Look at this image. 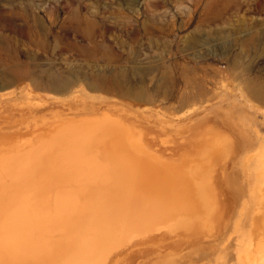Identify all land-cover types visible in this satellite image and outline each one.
<instances>
[{"label": "rangeland", "instance_id": "rangeland-1", "mask_svg": "<svg viewBox=\"0 0 264 264\" xmlns=\"http://www.w3.org/2000/svg\"><path fill=\"white\" fill-rule=\"evenodd\" d=\"M259 86L264 90V0H0V121L8 120V104L17 109L15 122L0 123V132L27 130L21 149L32 158L57 141V155H67L64 140L83 131L84 159L165 179L157 191L131 186L127 195L116 179L106 182L115 208L130 203L124 216H111L115 235L107 242L97 237L79 260L71 249L57 262L63 240L82 233L85 219L68 217L74 227L55 228L62 221L49 218L58 198L51 189L42 200L46 209L35 200L44 217L42 231L40 223L31 233L38 240L6 238L0 264H34L31 242L32 254L47 252L42 264H104V257L107 264H264ZM75 118L84 121L68 122ZM84 130L97 131L88 137ZM125 130L142 144L132 145ZM30 159H14V168ZM196 172L202 202H184L179 189L194 190ZM62 188L87 207L100 186L68 180ZM183 207L192 210H184L186 220Z\"/></svg>", "mask_w": 264, "mask_h": 264}, {"label": "bare ground", "instance_id": "bare-ground-1", "mask_svg": "<svg viewBox=\"0 0 264 264\" xmlns=\"http://www.w3.org/2000/svg\"><path fill=\"white\" fill-rule=\"evenodd\" d=\"M257 93L263 97L264 90H263L262 86L258 87ZM6 94L11 96V93H6ZM5 97H6V95H5ZM8 109H9L8 114L5 117V119L7 118L8 120L4 121V123H6V124L7 123L10 124V122L11 123L15 122L14 120L16 119L15 112L17 111V109H15V107H13V106H10V104H8ZM72 120H73V122H72ZM81 121H84V120H79L77 118L68 120V122H70V123H76V122L78 123ZM0 123H1V126L5 125L2 121H0ZM110 129H111V127L108 128V130H110ZM97 130L92 131V132H91V130H84V131H89L86 134V136L93 137L91 135L94 132H96ZM81 135H83V131L73 133V138L70 140L71 141L70 143H69V140L67 141V140L63 139L64 141L68 142L67 143L68 148H67V152H66L67 155L63 154V151H62L61 155L62 156L65 155V156L62 157L60 155V157H62L61 159H59L60 157L56 153L57 149H55L57 146L61 147V145H59V141H57V142H55V144L53 143L51 145L53 147L52 150L46 149L42 154L37 155V156H33L31 158V155L27 154L25 149H21V148H26L28 146L29 140H28L27 130H22V133L20 132V133H16V134L15 133L14 134H8V133L0 132V217H1L0 218V221H1L0 222V247H2L4 245V243L6 244V242H4L6 240V238H7V241H9L11 236H12V238H11L12 242H14L15 240L18 239L17 235H20V239H22L21 234H24L23 235L24 237L29 235V241L27 239V240H25V242H27V241L30 242V240L32 238L31 233H34L35 229H36V232H37V230L40 229V228L37 229V225L39 226V224L41 223L39 219L42 218V217H40V215L43 214V211L41 214V208L37 207V206L40 205L39 203L42 200H44V202L45 201L47 202V199L50 198V194L52 191L51 189L56 187L55 191L56 190L58 191V194H57L58 198H56L57 201H56V205L54 206V208L56 209V210H54V212L55 211L56 212L52 216H49L50 214L46 213V214H48L46 216H49V218H51V219H53L52 217H55V220H57L56 222L60 221V219H61V221H62L61 223H59V222L55 223V225H54L55 228L57 226L58 227L59 226L64 227L65 229L67 227H70V225L72 223L65 221L68 217L79 216V217H82L85 219V220H83L84 221L83 226H81V228L82 227L84 228L82 233H80L81 232L80 231L78 233L74 232L75 234H73V232L71 231L72 233H70V234H73V236L70 237V239L68 238L67 241H66V239L65 240L62 239L64 245L60 242L61 240L57 241L60 243V245L62 244L63 247H62V249H60V251L58 248V251H56V254L58 255V257L61 256L64 252H67L69 254L68 251H70L72 249V252L74 253V255L72 257L73 258L76 257L77 258L76 260H79L82 258V256L85 255L84 253L86 252V250L88 248H90L94 243H96L93 241H96L97 237H100V239H102L103 241H106L105 239H110L111 237H113L115 235L116 228H113L114 225H110L112 223L111 222V220H112L111 216L113 214L116 215V217L113 221H115L119 215L124 216L123 210L126 208V204L127 205L130 204L125 199V201L124 200L121 201L119 208H115L113 206L112 202L109 201V198H108L109 189L105 188V187H107L106 182L112 183L114 181L112 179H116L117 188H118V190H120L119 194L122 195L123 192H126V195H127L128 190L131 189V186L132 187H139L140 186V187H145L148 189L151 187L157 191L158 185L165 181L164 178H161L158 176L157 177L155 176V178L152 179L150 174H147V173L142 174L134 167L128 168L129 167L128 164H123V165L119 164V165L114 166L113 169H111V168H107V167L111 166L112 162L104 165L103 162L100 161V159H97V158L92 157V156L88 157L87 159H84L85 154H82L83 153V147L85 146V144H88V142H85L87 139L83 140ZM107 135H108V132L104 131L102 133L101 137L104 139ZM122 135L125 138L127 137V135L132 136V138L129 139L131 141L132 145H136V144L141 145L142 144V143H140L141 140H139L137 137H135L133 132L129 133L128 131L125 130V131H123ZM64 141H62V142H64ZM62 142H60V143L62 144ZM63 145H66V144H63ZM59 150H58V152H59ZM52 154H54L55 156L50 158V156ZM58 154H60V152ZM81 154H82L83 158L81 157ZM65 157L66 158L71 157V160L76 159L75 160L76 162H74V160L71 161L70 159L69 160L65 159ZM79 157H81L82 159L80 158V160H79ZM14 159H30V160H28L27 162L23 161L20 168L16 169V168H14V163H15ZM49 160H53L52 163H49L48 162ZM150 160L152 161L154 159H150ZM47 162L49 163V165L50 164H53V165L51 167L47 166ZM58 163H62L61 166ZM45 165H46V167H49V169L45 168L44 167ZM54 165H55V167L59 166L61 169L57 170V168H54V170H52L51 168H53ZM46 171H48L47 174H44V173H46ZM51 171L52 172L54 171V172L51 173ZM96 171H99L100 174H97ZM184 171H185V169H184ZM113 172H114V174H112ZM187 174H185V175H187ZM183 175H184V173H183ZM191 175H193V182H195L194 184L192 183V187H194L195 189L192 191H190V189H189L188 192L185 189H179L181 191V193L184 195L183 201L187 202L186 199H188V202H191L190 199L192 197H194L196 199L198 198V201L200 200L202 202L201 196H200V189H199L201 182L199 180H197V179H200L201 173L196 172V173H191ZM185 177H184V179H185ZM68 180L76 181L77 183H84V182H86V183H89V182L90 183H97L100 186V189H98V191L96 193L91 194L92 195V202L90 204H88L87 207H86V205H84V206L81 205L79 207L78 200H77V194L78 193H76L74 191L68 192V190H65L62 188L63 183L68 181ZM95 180H97V181H95ZM184 181L186 182V180H184ZM184 183L181 185H185ZM132 194L136 197L135 199L140 198L138 196L139 195L138 193H132ZM136 194H138V195H136ZM37 198H39V201H40L39 203H37V201H38ZM36 199H37V201H35ZM44 202L42 201L41 202L42 205H40L43 208H45L43 205ZM45 205H46V203H45ZM46 206H48V205H46ZM162 207H164V206H162ZM189 208L190 207H183L179 210L182 213H185V211L186 212L189 211L192 213V210H190ZM45 212H46V210L44 211V213ZM181 212H180L179 216L183 215V217H184L183 220L188 219L186 216V214H188V213L182 214ZM178 213H176V215L174 214V216H177ZM43 218H42V220H43ZM45 218H48V217H45ZM175 218H177V217H175ZM46 220H48V219H46ZM49 222H50L49 225L52 224L51 226H53V223H51V220ZM41 226L43 227L42 223L40 224L39 227H41ZM47 226H44V227H47ZM51 226H48V227L51 228ZM71 226L74 227L73 225H71ZM42 227H41V231H42ZM54 229H52V231ZM45 230L43 229L44 232H45ZM48 230L49 229L47 228L46 231H48ZM41 231H38V232H41ZM55 231H56V229H55ZM77 231H79V230H77ZM36 232H35V234H36ZM51 232H49V233L51 234ZM37 234H39V233H37ZM43 234H45V233H43ZM50 239H51V237H50ZM32 240H34V242H35L38 239H34V237H33ZM40 240H43V239H40ZM44 240L45 241H43V242L47 243L46 241L49 239L46 240L44 238ZM64 241H66V243H64ZM21 242L22 241H20V243ZM43 242L41 244H43ZM83 242H84V244H83ZM32 243L33 242H31L30 245L31 246L33 245L36 248V245H35L36 243H34V244H32ZM54 243H55V241H54ZM59 243H57V244H59ZM41 244L38 245L37 251L39 250V247L41 246ZM47 244H49V241ZM21 245H22V243H21ZM30 245H28L29 251L31 252L30 253L31 257H33L32 259L33 260L35 259L34 262L40 261L41 264L45 263V261L47 260L46 257H48L46 255L47 252L45 251L46 248L45 249L43 248V247H45V244H43L44 246H42V250L45 251L46 253L45 252L44 253L41 252L42 254L33 253L34 255L32 254V251L30 250L31 249ZM22 246H24V245H22ZM54 246H55V244H54ZM54 246H53V248H54ZM117 247H119V246H117ZM20 248H19V250H20ZM25 249H28V248H25ZM92 249L93 248H91V250ZM42 250H40V251H42ZM52 250H54V249H52ZM35 251H36V249H35ZM50 251H48V253ZM58 252H60V255L58 254ZM21 253H22V251H21ZM53 253H51V254H53ZM73 253H71V254H73ZM7 254L10 255V253H7ZM27 254H29V252ZM51 254H50V256H51ZM64 254L66 255V253H64ZM110 254L111 253H109L108 255L110 256ZM62 257H64V255L59 257V258L55 257V261L57 262V260L58 259L60 260ZM69 257H71V256H69ZM106 257H108V256H106ZM29 258L30 257H28V259ZM52 259L53 258H51V260ZM104 259H105V261L103 263L107 264L109 257L108 258L104 257ZM0 260H1V258H0ZM27 260H26V263L29 262V261L27 262ZM4 261H6V260H4ZM1 263H2V261H1ZM66 263H67V261H66ZM76 263H79V262H76ZM92 263H93V260H92ZM2 264H4V263H2ZM5 264H11V263H10V261L9 262L7 261V263H5ZM13 264H15V263H13ZM67 264H75V260H72V261L70 260V262L68 261Z\"/></svg>", "mask_w": 264, "mask_h": 264}]
</instances>
